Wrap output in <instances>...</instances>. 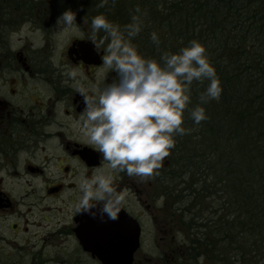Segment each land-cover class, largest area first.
<instances>
[{
	"label": "flooded vegetation",
	"instance_id": "flooded-vegetation-1",
	"mask_svg": "<svg viewBox=\"0 0 264 264\" xmlns=\"http://www.w3.org/2000/svg\"><path fill=\"white\" fill-rule=\"evenodd\" d=\"M65 2L0 0V173L8 182L0 178V214L15 218L9 236L0 233V264L123 263L136 240L131 264L226 263L225 234L192 225L187 181L171 154L143 183L112 172L125 195L119 220L78 213L81 180L108 165L81 130L85 105L71 85L92 95L118 77L108 69L101 84L102 59L80 58L77 44L90 41L92 28L77 17L80 34L63 39L57 19Z\"/></svg>",
	"mask_w": 264,
	"mask_h": 264
},
{
	"label": "trees",
	"instance_id": "trees-1",
	"mask_svg": "<svg viewBox=\"0 0 264 264\" xmlns=\"http://www.w3.org/2000/svg\"><path fill=\"white\" fill-rule=\"evenodd\" d=\"M100 3L66 0L62 6L89 27L93 17L104 15L123 30L138 16L142 31L132 43L146 58L160 61L163 53H178L192 40L205 46L222 94L218 101L202 104L208 81H193L182 127L190 139L201 135L203 149L200 139L190 140L191 148L182 135L175 137L170 154L187 181L192 225L209 230L206 235L225 234L224 264H264V14L255 15L260 2L108 0L104 7ZM152 32L159 36V47L151 40ZM105 35L97 33L96 43ZM251 52L258 56L249 57ZM197 106L207 115L200 124L190 116ZM194 175V181L187 180ZM210 196L214 203L206 200Z\"/></svg>",
	"mask_w": 264,
	"mask_h": 264
},
{
	"label": "clouds",
	"instance_id": "clouds-1",
	"mask_svg": "<svg viewBox=\"0 0 264 264\" xmlns=\"http://www.w3.org/2000/svg\"><path fill=\"white\" fill-rule=\"evenodd\" d=\"M107 2L101 0L99 6ZM75 21L76 13L69 9L58 17L57 25L70 28ZM132 21L121 30L104 15L93 17L90 41L95 49L107 41L102 64L117 73L118 79L103 90L94 89L92 95L77 83L71 85L85 105L79 121L81 130L108 165L90 178L83 177L77 211L101 223L119 220L125 202L123 192L114 187L112 172H126L129 177L140 178L141 183L150 180L175 147V137L186 133L183 114L190 103L193 81H208L200 97L202 104L218 101L222 94L216 68L204 45L192 40L178 53H163L160 61L146 58L132 43L142 31V22L138 16H133ZM101 31L106 35L97 44L96 34ZM151 40L159 47L156 32L151 33ZM67 75L72 80L77 77L75 71ZM190 116L196 124L207 119L202 106L195 107ZM199 260L202 264L203 257Z\"/></svg>",
	"mask_w": 264,
	"mask_h": 264
},
{
	"label": "rangeland",
	"instance_id": "rangeland-1",
	"mask_svg": "<svg viewBox=\"0 0 264 264\" xmlns=\"http://www.w3.org/2000/svg\"><path fill=\"white\" fill-rule=\"evenodd\" d=\"M254 1V0H253ZM258 1H262V3H263V5H264V0H258ZM264 7L262 6L261 7V5H260V7L259 8H257V10H256V16L257 17H259V16H261L262 15V13L264 14ZM262 17V16H261ZM261 17L259 18V19H261ZM83 25H85V24H83ZM62 37H63V39H67L66 38V36L67 35H69V34H71V35H79L80 34V29L79 28H77V27H70V28H64L63 27V25H62ZM253 51V50H252ZM258 55H256V54H254V52H251V53H249V57H257ZM108 69L106 68V66H104L103 64H102V66L97 70V71H99L98 72V79L100 80V83L102 84V83H105V75H103L104 74V72L105 71H107ZM76 73H78V71L76 70ZM79 77V76H78ZM83 79V78H82ZM104 85V84H103ZM186 119V118H185ZM185 119H183V123H185ZM198 132H200V130L198 131ZM196 133H197V130H196ZM200 134V133H199ZM190 135V134H189ZM199 138H195L194 139V137L192 138L191 137V139L188 137V135L185 133L184 134V141L186 142V144L188 145V146H190L191 147V145L192 144H190L189 143V141L190 140H192V141H195V140H197V139H200L199 140V142H201V145H202V149H203V139H201V135L200 136H198ZM196 142V141H195ZM199 142H197V144L199 143ZM197 146V145H196ZM192 148V147H191ZM0 178L3 180V182H2V184L5 186L6 184H8V182H6V180L4 179L5 177H4V174L3 173H0ZM196 179V176L194 175V176H188L187 177V180H191V181H194ZM209 182V181H208ZM196 185H198V184H196ZM211 199H212V197L210 196V197H207L206 198V200L210 203H214V199H213V202L211 201ZM219 200V199H218ZM203 213H205V212H203ZM15 221V218L11 215V213H8V214H0V233L1 234H3V235H5V236H9V226L12 224V222H14ZM231 258H232V256H231ZM204 261L202 262V264H222L221 262H220V260L219 259H217L215 262H211V260L209 259V258H205L204 257ZM196 264H201V262H199V263H196ZM228 264H229V262H228Z\"/></svg>",
	"mask_w": 264,
	"mask_h": 264
},
{
	"label": "water",
	"instance_id": "water-1",
	"mask_svg": "<svg viewBox=\"0 0 264 264\" xmlns=\"http://www.w3.org/2000/svg\"><path fill=\"white\" fill-rule=\"evenodd\" d=\"M77 46L79 47L82 54L80 55V58L85 61L89 62L91 64L97 65L101 63V52H98L97 49L94 48V44L91 41H80L78 42ZM137 244V240L135 242L134 247L131 248V251H128L127 261H122L123 263H117V264H131V254L135 250V246ZM101 261H103V264H115L111 257H101Z\"/></svg>",
	"mask_w": 264,
	"mask_h": 264
}]
</instances>
